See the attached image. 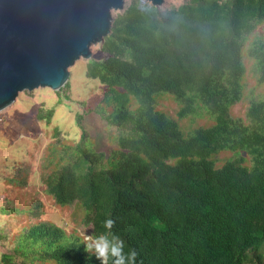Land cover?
<instances>
[{"label": "trees", "instance_id": "16d2710c", "mask_svg": "<svg viewBox=\"0 0 264 264\" xmlns=\"http://www.w3.org/2000/svg\"><path fill=\"white\" fill-rule=\"evenodd\" d=\"M262 24L264 0H133L114 14L105 57L85 72L103 87L96 112L116 131L114 146L97 151L84 130L75 144H52L40 165L45 195L81 208L90 235L114 220L136 264H264V95H246L244 62L262 85L264 37L247 44ZM164 93L179 120L204 116L209 126L181 130L156 109ZM241 101L244 115L233 117ZM29 237L41 246L5 264H100L83 237L53 224Z\"/></svg>", "mask_w": 264, "mask_h": 264}, {"label": "rangeland", "instance_id": "374dc122", "mask_svg": "<svg viewBox=\"0 0 264 264\" xmlns=\"http://www.w3.org/2000/svg\"><path fill=\"white\" fill-rule=\"evenodd\" d=\"M132 1L125 0L124 8L127 9ZM183 1L164 0L161 6L178 5ZM254 35L264 37V24L249 36L247 44ZM90 53L88 60L80 58L68 69L65 89L24 91L11 106L0 111V264H5L7 257L19 259V253L29 256L32 250L41 246V242L29 237V231L37 224H53L65 232L66 238L73 234L83 238L90 235L91 225L82 224L83 210L76 205H55L40 183V165L52 144H75L84 130L97 151L107 153L114 146L116 131L107 127L103 117L96 112L103 87L85 73L90 59L102 60L105 55L98 45L91 46ZM244 62L246 95L263 96L264 83L256 85L252 60L245 58ZM246 105L247 101L237 103L230 109V114L243 117ZM49 109H52L49 120L37 119L40 110ZM156 109L176 119L185 132L211 123L204 116L179 120L176 117L178 105L166 93L158 95ZM77 115L81 116L80 126L76 124ZM55 130L60 131L57 137H54Z\"/></svg>", "mask_w": 264, "mask_h": 264}, {"label": "water", "instance_id": "95a60500", "mask_svg": "<svg viewBox=\"0 0 264 264\" xmlns=\"http://www.w3.org/2000/svg\"><path fill=\"white\" fill-rule=\"evenodd\" d=\"M160 7L164 0H145ZM125 0H0V111L24 91H59L102 45Z\"/></svg>", "mask_w": 264, "mask_h": 264}, {"label": "clouds", "instance_id": "9594fccd", "mask_svg": "<svg viewBox=\"0 0 264 264\" xmlns=\"http://www.w3.org/2000/svg\"><path fill=\"white\" fill-rule=\"evenodd\" d=\"M114 224V220L106 219L103 222L105 233L96 236L85 235V251L93 253L100 264H109V261L111 264H136V251L130 249L125 252V241L111 233Z\"/></svg>", "mask_w": 264, "mask_h": 264}]
</instances>
